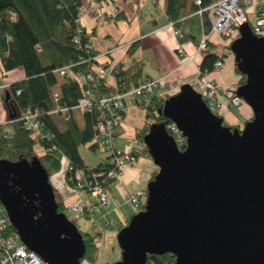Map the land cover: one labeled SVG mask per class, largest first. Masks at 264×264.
Here are the masks:
<instances>
[{
  "label": "water",
  "instance_id": "obj_1",
  "mask_svg": "<svg viewBox=\"0 0 264 264\" xmlns=\"http://www.w3.org/2000/svg\"><path fill=\"white\" fill-rule=\"evenodd\" d=\"M230 49L246 77L235 92L254 117L241 128L224 124L190 83L164 101L159 113L179 127L185 149L169 133V122L149 127L143 139L158 173L145 209L118 232L122 259L112 264H146L148 254L165 253L176 256L175 264H264V36L246 22ZM11 173L18 192L5 185ZM50 178L38 156L1 159V204L20 240L44 262L83 264L82 232L58 212ZM23 195L46 206L44 224L22 207Z\"/></svg>",
  "mask_w": 264,
  "mask_h": 264
},
{
  "label": "trees",
  "instance_id": "obj_2",
  "mask_svg": "<svg viewBox=\"0 0 264 264\" xmlns=\"http://www.w3.org/2000/svg\"><path fill=\"white\" fill-rule=\"evenodd\" d=\"M186 1L188 0H167L166 2L168 18L175 26L183 27ZM201 1V7L218 2V0ZM82 5V0H0V60L3 69L11 71L22 67L26 73L25 80L11 84L8 89L10 99L7 107L11 113H16V117L9 124L0 125V160L18 161L25 158L30 161L37 156L34 153V147L38 144L24 127L22 116L29 109L43 111L47 125L46 131L53 136L51 139L42 140L39 145L44 149L43 155L38 156L40 163L52 177L62 171L61 155L65 154L74 168L67 172L64 169L66 181L72 186L74 183L71 178L77 175L76 172H81L85 176L91 175V173L105 170L108 165L107 158L100 161L96 167L87 165L79 153V147L82 144L93 140V126L98 121L99 110L96 109L93 113H82L86 120L83 130L76 126L72 118L68 120L70 125L61 131L53 120L55 114H50V110L56 105L53 100L54 92L51 89L58 83L56 70L70 67L68 73L62 77L63 83L60 87L62 92L60 104H66L70 109L78 105L84 91L89 88L87 83L81 81V73L88 74L97 70H95L98 65L97 52L89 45V35L78 24ZM199 9L200 6L194 1L192 12H197ZM202 15L205 29L208 31L210 28L208 18L206 13ZM77 37L80 39V44L75 43ZM181 39L185 40V37ZM138 47L139 43L135 41L128 48L129 54H133ZM41 55L46 59V63L43 62ZM220 59L224 60V56L209 53L200 64L201 72L214 71L215 64ZM102 65H98V68ZM235 69L241 75L237 67ZM141 70V66L127 71L118 67V72L115 73L119 80L118 86H108L104 79L96 94L101 96L115 90L125 91L135 87ZM245 78L242 74L239 80L240 85L246 82ZM133 81L134 85L131 86L130 83ZM165 100L160 96H151L147 102L142 103L146 110V121L135 136L143 142L151 125L169 122L159 113ZM185 144L186 138L179 148L185 149ZM54 146L53 152L48 150ZM97 147L99 145L93 142L89 148L95 150ZM143 154L149 155L144 143L142 149L136 152L138 157ZM157 170L151 179L158 173ZM55 191L58 194L56 188ZM58 197L59 207L65 212L64 198L59 194ZM0 205H2L1 201ZM145 206L146 204L143 209ZM123 226L121 225L120 230ZM81 232L86 249L82 263H96L100 251L98 246L100 233L93 234L83 230ZM147 257L146 264H175L176 262V256L171 253L148 254Z\"/></svg>",
  "mask_w": 264,
  "mask_h": 264
},
{
  "label": "crops",
  "instance_id": "obj_3",
  "mask_svg": "<svg viewBox=\"0 0 264 264\" xmlns=\"http://www.w3.org/2000/svg\"><path fill=\"white\" fill-rule=\"evenodd\" d=\"M194 1L188 0L185 3L186 10L182 27L185 40L175 37L169 25L171 21L165 9L167 0H97V3L82 0L83 5L79 12L78 24L90 37L89 45L97 52L98 65L109 64L120 67L123 71L141 66L142 70L138 79L159 78L178 88L190 83L196 91H199L201 88L200 64L209 53H216L224 56V66L210 72L209 77L213 78L222 88H236L240 85L241 75L235 69L233 54L231 61L226 62L225 60L226 54L232 50L225 40L213 32L209 38L208 50L198 49V43L206 29L203 15L198 11L192 12ZM258 3L259 0H252L246 7L250 27L257 18ZM115 11L118 13L113 15ZM135 41L139 43V47L133 54H129L128 48ZM179 48H182L185 54L178 52ZM98 65L95 70L98 69ZM25 79L26 73L22 67L7 71L3 69L0 60V125L9 124L13 119L6 102L9 86ZM57 79V85L51 88L53 92L61 91L63 79ZM105 83L108 86L117 87L119 80L115 74L114 76L108 74ZM130 85H134V81ZM220 100L226 105L222 117L229 126L243 127L246 121L254 117V112L248 103L244 102L241 106L235 107L228 102L226 96H222ZM142 103L133 104L128 100L129 111L124 116L123 124L115 131L116 147L125 148L128 139L135 136L144 126L146 110ZM73 115L72 121L80 130H83L86 124L84 115L79 110H75ZM80 117L84 120L82 128L77 121ZM57 118L63 119V117L53 116L54 122L61 131L70 125L64 119L61 124ZM107 156L106 153L105 159ZM155 170L156 167L141 155L134 164L125 168L118 181L112 182L110 186L111 199L108 204L101 206L98 212L86 217L90 221L91 233H100L99 238L102 239L107 226L112 227L111 224H115V232L118 234L121 225H126L136 213L134 206L130 203L131 196L142 190L145 194L141 196V201L146 202L147 187ZM65 176L64 172L54 174L51 184L59 190L64 199L73 198ZM54 178L56 179L53 182ZM81 195L85 196L84 193ZM95 222L97 225L94 226ZM83 264H97V262H84Z\"/></svg>",
  "mask_w": 264,
  "mask_h": 264
},
{
  "label": "built area",
  "instance_id": "obj_4",
  "mask_svg": "<svg viewBox=\"0 0 264 264\" xmlns=\"http://www.w3.org/2000/svg\"><path fill=\"white\" fill-rule=\"evenodd\" d=\"M92 3H97V0H90ZM252 0H218V2L201 7L202 1L195 0V3L200 6L198 12L206 13L210 28L205 31L201 41L198 43L200 51H207L211 33H216L225 40L228 46L235 40L239 39L241 34V26L248 22L246 7ZM115 11L113 15H116ZM256 20L252 25L253 31L258 36H264V0H259L256 9ZM170 27L173 30L175 37L183 38V28L175 26L170 22ZM81 30V29H80ZM75 43L80 44V39L77 37ZM178 52L185 54L182 48ZM224 66V60L220 59L214 70H219ZM70 67H62L55 71L57 78L64 77ZM118 72V67L109 64H104L92 73H81V81L87 83L89 88L84 91L78 105L70 109L66 104H60L62 92L55 91L53 100L55 106L50 110V114H55L63 117L65 121L71 120L75 110L81 113H93L94 110H99L98 121L93 126L94 136L93 142L97 143L102 150L107 154L106 162L108 163L105 170L84 175L81 172H76V176L71 178L74 185H69L73 192V198L64 199L65 213L68 218L75 223L89 214L96 213L101 206H106L111 199L110 186L112 182L118 181L122 176L123 170L134 164L138 158L136 152H139L143 147V141L136 136L128 139L125 148L116 147L115 134L116 127L123 124L122 119L129 111L128 100L134 104H140L144 100H148L151 96H160L165 99L177 94L181 87H174L167 84L162 79L146 77L138 79L135 87L114 92L97 95L100 83L107 78V75H113ZM199 83L201 88L197 91L201 93L206 104L212 112L218 115H223L226 105L221 102L220 98L226 96L228 102L235 107L241 106L244 102L236 94V88H222L217 82L209 77V72H201L199 68ZM45 113L37 109H29L22 116V123L26 130L32 134L36 144L40 145L42 140L51 139L53 135L46 131V122L44 120ZM169 133L175 138L178 146L184 143L185 137L179 127L169 121L166 125ZM49 151L55 150L49 148ZM61 163L63 169L73 170V165L70 164L67 156L61 155ZM69 184V183H68ZM84 193L86 197L81 196ZM145 193L140 190L130 198V203L134 206L136 213L143 210L145 202L141 201V196ZM97 225V222L95 223ZM12 222L3 205H0V264H47L42 260L37 252L31 251L20 237L17 231L13 230Z\"/></svg>",
  "mask_w": 264,
  "mask_h": 264
},
{
  "label": "rangeland",
  "instance_id": "obj_5",
  "mask_svg": "<svg viewBox=\"0 0 264 264\" xmlns=\"http://www.w3.org/2000/svg\"><path fill=\"white\" fill-rule=\"evenodd\" d=\"M232 54H233L232 50H231V52L226 54V57H225L226 62L231 61ZM41 58L43 59V62L46 63V59L43 58V55H41ZM137 114H138V112H137ZM57 120L61 124H63V122H64L62 118H57ZM77 121H78L80 127L82 128L83 127V121H84L83 118L82 117H80L79 119L77 118ZM91 144H93V141L82 144L79 147V153H80L84 163H86L87 165H90L92 167H96V165L99 164V162L101 160L105 159L107 152L105 153L102 150V147H100V146L97 147L95 150H91L89 148ZM34 153L37 156H42L44 153L43 147H41L39 145H35ZM141 157L149 160L156 167L154 160H152L150 154L149 155H146V154L141 155ZM156 169H158V168L156 167ZM61 172L63 173L64 169H62ZM55 179L56 178L53 179V182L55 181ZM67 185H69V184L67 183ZM70 190L72 191L71 188H70ZM57 192L60 195L58 189H57ZM71 195H73V192ZM80 195H81V193H80ZM60 196L63 197L62 195H60ZM81 196H83V195H81ZM84 197H86V195ZM95 223H94V226H95ZM76 225H77V228H80L81 230L88 232V233L91 232V230H92V228H90V221L87 220V218H85V217L80 218L77 221ZM111 226L112 227L107 226V229L103 234V238L102 239L100 238V240H99L100 251H99L97 264H112L113 262H116V261H119L122 259L121 258V255H122L121 247H119L118 237H117V234L115 232L116 226H115V224H111Z\"/></svg>",
  "mask_w": 264,
  "mask_h": 264
},
{
  "label": "flooded vegetation",
  "instance_id": "obj_6",
  "mask_svg": "<svg viewBox=\"0 0 264 264\" xmlns=\"http://www.w3.org/2000/svg\"><path fill=\"white\" fill-rule=\"evenodd\" d=\"M5 178H6V179H4L5 185L8 188H10L11 191L12 190L14 192L20 191L21 188H20V186L18 184H16L14 174L11 173V175H6ZM50 182H51V178H50ZM54 192H55V197H56V201H57V204H58V212L59 213L60 212H64L59 207V197H58V194L55 191V187H54ZM22 199H23L22 207L24 209H27L28 211L35 210L34 219L39 224H44L45 221H46V218L48 216V211H47L46 206H44V204L41 201H36V200L32 201L30 198H27L25 195H23ZM29 203H31V204L29 205Z\"/></svg>",
  "mask_w": 264,
  "mask_h": 264
},
{
  "label": "bare ground",
  "instance_id": "obj_7",
  "mask_svg": "<svg viewBox=\"0 0 264 264\" xmlns=\"http://www.w3.org/2000/svg\"><path fill=\"white\" fill-rule=\"evenodd\" d=\"M222 116V115H221Z\"/></svg>",
  "mask_w": 264,
  "mask_h": 264
}]
</instances>
